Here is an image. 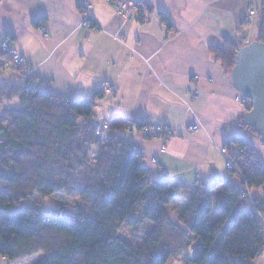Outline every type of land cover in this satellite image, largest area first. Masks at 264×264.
Instances as JSON below:
<instances>
[{
    "label": "trees",
    "instance_id": "obj_1",
    "mask_svg": "<svg viewBox=\"0 0 264 264\" xmlns=\"http://www.w3.org/2000/svg\"><path fill=\"white\" fill-rule=\"evenodd\" d=\"M260 2L254 12L256 39L263 43L264 0ZM241 47L236 36L209 46L228 73ZM12 68L22 78V69ZM14 97L19 104L0 109V256L6 260L41 253L34 264H166L189 249L182 264H253L262 255L263 201L252 197V204L241 206L249 201L251 187L264 184V163L248 141L235 136L223 144L235 167L229 175L240 179L237 186L221 180L193 186L177 221H172L169 181L148 177L142 149L116 130L102 138L94 134L98 121L92 117L93 106L101 91L91 98H74L35 79L0 83V102ZM244 99L245 112L251 102ZM243 118L240 123L258 139ZM143 125L139 121L133 128ZM158 135L148 132L145 137ZM219 183L225 184L224 190L211 197ZM52 194L80 196L73 205L63 202L49 213L41 212L39 200ZM27 199L36 204L3 218ZM213 207L218 215L210 222ZM127 220L150 226L141 242L118 233ZM192 240H197L195 251Z\"/></svg>",
    "mask_w": 264,
    "mask_h": 264
},
{
    "label": "crops",
    "instance_id": "obj_2",
    "mask_svg": "<svg viewBox=\"0 0 264 264\" xmlns=\"http://www.w3.org/2000/svg\"><path fill=\"white\" fill-rule=\"evenodd\" d=\"M145 1L148 19L139 22L123 19L106 0H94L96 23L86 30L80 25L79 0H0V40L7 37L26 57L31 79L57 94L91 98L108 82L112 93L96 99L93 119L107 120L111 130L142 149L148 177L169 181L174 198L167 208L178 217L186 203L180 197L187 201L193 186L220 180L239 183L225 167L227 153L221 149L226 140L240 136L264 163V145L240 123L245 113L242 97L209 48L230 36L242 45L256 39V15L249 19L248 10L255 11L261 0ZM3 82L23 83V78L15 68H0ZM4 101L0 109L11 105ZM94 107H100L98 113ZM139 121L163 124L175 135L163 142L124 128ZM191 125L196 129L190 130ZM151 157L157 159L155 164ZM224 187L219 183L210 196ZM260 191L251 187L248 197H261ZM211 211L207 219L213 222L218 211ZM252 263L264 264V251Z\"/></svg>",
    "mask_w": 264,
    "mask_h": 264
},
{
    "label": "built area",
    "instance_id": "obj_3",
    "mask_svg": "<svg viewBox=\"0 0 264 264\" xmlns=\"http://www.w3.org/2000/svg\"><path fill=\"white\" fill-rule=\"evenodd\" d=\"M110 3L114 9H116L117 13L121 15V17L125 20H131V18L135 19L136 21L142 22L146 21L148 18L146 16L148 10V3L145 0H106ZM93 2L94 0H79V10L81 12L80 18V25L82 28L88 30L94 28L95 20L93 19ZM248 18L251 19L253 15H255L254 8L251 7L248 10ZM39 30L43 32L45 27L43 25L39 26ZM0 53L3 54L2 58L0 59V68H10V67H18L22 69V78L23 83L25 84L26 79L31 77L32 70L28 67V62L25 56L17 52L13 46H11L10 41L7 37H3L0 40ZM102 85V94H106L112 91V86L108 84V82L103 81ZM195 92L190 91V97H194ZM241 101L246 105V101L243 98H240ZM126 130H132L129 124H126L124 127ZM94 134L99 137H103L107 132H109L110 124L107 120L97 122L94 127ZM190 130H195L196 126L191 125L189 127ZM144 135L148 132L159 133L158 137L162 139V141H166L169 137L174 136L175 132L170 127H166L162 124H149L144 123L140 129ZM161 151L164 150L163 146L160 147ZM221 152L224 154L226 153L225 148L221 149ZM152 163H156L157 159L155 157L150 158ZM225 167L228 170H233V164L231 160L226 156L225 158ZM147 180V179H146ZM261 187V186H260ZM262 188V187H261Z\"/></svg>",
    "mask_w": 264,
    "mask_h": 264
},
{
    "label": "water",
    "instance_id": "obj_4",
    "mask_svg": "<svg viewBox=\"0 0 264 264\" xmlns=\"http://www.w3.org/2000/svg\"><path fill=\"white\" fill-rule=\"evenodd\" d=\"M230 80L240 96L251 103L243 123L258 134L264 145V42L257 39L242 45L235 55Z\"/></svg>",
    "mask_w": 264,
    "mask_h": 264
},
{
    "label": "rangeland",
    "instance_id": "obj_5",
    "mask_svg": "<svg viewBox=\"0 0 264 264\" xmlns=\"http://www.w3.org/2000/svg\"><path fill=\"white\" fill-rule=\"evenodd\" d=\"M30 79H31V77H30ZM110 93H112V91L109 92V93H106V94H110ZM18 103H19L18 100L15 98V100L10 99V100L4 101L3 105L4 104L17 105ZM94 110H95L96 113H98V111L100 110V107H94ZM101 121H103V120H101ZM131 128H132V130L135 129L132 126H131ZM109 132H112V131L110 130ZM261 187L259 186V188L261 190L260 192L262 194L261 197L259 196V197H253V198H261V200L263 201V207H264V198H263L264 197V184L261 185ZM216 190L217 189L215 188L211 193H213ZM79 196L80 195H78V194H68V195L67 194H63V195L52 194V196H47V197L41 198L39 200L38 208H40L41 212L49 213L52 210V208H55V207L59 206L63 202H67V203L73 205L75 202L78 201ZM240 196L243 197V194H241ZM247 196H248V194H247ZM180 198L184 202H187L186 199H184L182 197H180ZM248 198H250V199H248L249 201L247 202V204L248 203L252 204V199H251L252 197H248ZM30 204H36V203L32 199H27V200L20 201L19 204H16V205L12 206L10 208L9 212L4 213L3 218L7 217L9 215V213H11L13 210L20 209V208H22L24 206H27V205H30ZM180 204H181V202H180ZM168 213H169V216H170L172 221L173 220L177 221V216H176V213L174 212V210H170L168 208ZM149 229H150V226L148 224H145V222L143 224L136 225V223L133 222L132 220H127L122 225H120L118 233H120V235L122 237H124L126 240H130V239L132 240L133 239V241L141 242L143 240V236H142L143 233L145 231H148ZM191 245L194 247L193 251H195L196 247L198 245L197 244V240L196 241L192 240V244ZM189 252H190V250L186 249L185 252H182L180 255L168 258L166 264H182L184 259H185V257H187V254ZM40 255H41V253H36V254H33L32 257L24 258L22 260H11V262L5 263V264H34L39 259ZM0 264H3V261L1 259H0Z\"/></svg>",
    "mask_w": 264,
    "mask_h": 264
}]
</instances>
